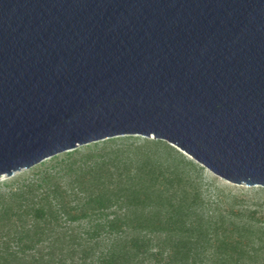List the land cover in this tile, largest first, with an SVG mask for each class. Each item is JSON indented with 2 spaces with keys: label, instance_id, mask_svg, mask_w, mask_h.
<instances>
[{
  "label": "water",
  "instance_id": "1",
  "mask_svg": "<svg viewBox=\"0 0 264 264\" xmlns=\"http://www.w3.org/2000/svg\"><path fill=\"white\" fill-rule=\"evenodd\" d=\"M125 136L264 190V0H0V179Z\"/></svg>",
  "mask_w": 264,
  "mask_h": 264
},
{
  "label": "trees",
  "instance_id": "2",
  "mask_svg": "<svg viewBox=\"0 0 264 264\" xmlns=\"http://www.w3.org/2000/svg\"><path fill=\"white\" fill-rule=\"evenodd\" d=\"M118 140L107 139L104 144ZM151 142L153 147H137L130 154L129 149L90 154L82 165L69 167L83 194L74 208H68L61 187L50 185L52 175L8 198L0 197V264H22L26 254L40 251L38 246L47 240L57 241L46 224L48 218L57 223L63 215L91 223L96 237L111 238L107 253L98 258L101 264H251L263 255L264 214L262 219L252 210L201 211L205 196L192 175L193 163L168 143ZM41 189L47 204L33 206L30 197ZM155 237L160 238L156 245ZM39 259L55 262L43 255ZM59 263L66 261L62 258Z\"/></svg>",
  "mask_w": 264,
  "mask_h": 264
},
{
  "label": "rangeland",
  "instance_id": "3",
  "mask_svg": "<svg viewBox=\"0 0 264 264\" xmlns=\"http://www.w3.org/2000/svg\"><path fill=\"white\" fill-rule=\"evenodd\" d=\"M127 137H135V139L128 140ZM106 140L91 142L72 150L60 152L54 157L57 159L42 162L45 163L44 166L35 168L39 164L29 170H21V173L16 172L15 176L8 177L7 174L3 175L0 179V197L8 198L13 192L23 189L25 185L38 184L41 182L42 177L52 175L54 178L50 185L61 187L60 191L68 208H74L75 205H79L83 201V194L79 192V187L74 183V172H69V167L82 165L90 154L111 153L112 151H116V149H129L128 153L130 154V151H136L137 147L147 149L153 147V144L147 143L143 137L138 136H125V139L120 138V140L111 144H104ZM150 141H156V139L150 138ZM94 143H98L99 145L97 147L91 146ZM168 144L173 146L170 143ZM176 149L179 151L178 148ZM71 152H75V155L71 158L67 157V154ZM179 154L195 166V171L192 175L199 181L205 196V200L201 204V211H207L213 207L228 210L233 209L235 213H239L241 210H252L257 213L258 217H262L264 214V190L259 186L253 189H248L246 184H242V187H233L227 181L216 178L208 168L190 156L181 151H179ZM181 155L179 156L181 157ZM172 158L170 156V160ZM45 194L46 192H43V189L37 191L30 197V204L36 207L47 204V201L44 200ZM52 199L51 197L48 201H53V205L54 200ZM216 200L219 203H216ZM48 221L46 227L52 230V232L50 230V233L55 234L53 237H56L57 241L53 243L54 240H47L43 245L38 246L40 251L35 250L26 254L22 264H45L44 260H37L40 255H43L45 259L49 257L54 258V264H60L59 260L62 258L66 261V264L73 261L75 264H101L98 258L107 253L111 238H107L106 234L96 237V234H93L91 223L87 221H70L64 215L58 218L57 223L52 219L50 220V218H48ZM28 222L30 224L32 220ZM162 237L160 238L163 239ZM160 238H154V245L157 244ZM83 250H86L85 255ZM251 264H264V254L260 255Z\"/></svg>",
  "mask_w": 264,
  "mask_h": 264
}]
</instances>
